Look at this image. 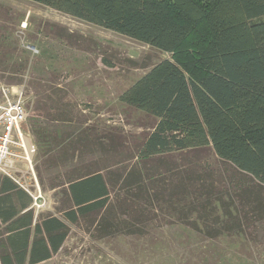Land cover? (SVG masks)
Segmentation results:
<instances>
[{
  "label": "trees",
  "instance_id": "1",
  "mask_svg": "<svg viewBox=\"0 0 264 264\" xmlns=\"http://www.w3.org/2000/svg\"><path fill=\"white\" fill-rule=\"evenodd\" d=\"M32 1L170 56L121 98L150 118L132 154L116 127H81L75 136V129L58 134L29 118L43 167L63 168L77 153L100 154V166L82 164L54 180L66 222L82 220L109 236L176 218L192 230L200 226L207 238L264 223V0ZM14 60L0 50L1 77L26 71V62ZM46 102L41 97L39 109ZM128 157L136 163L126 172ZM30 204L0 178V264L42 263L67 238L64 221L51 214L35 219Z\"/></svg>",
  "mask_w": 264,
  "mask_h": 264
},
{
  "label": "rangeland",
  "instance_id": "2",
  "mask_svg": "<svg viewBox=\"0 0 264 264\" xmlns=\"http://www.w3.org/2000/svg\"><path fill=\"white\" fill-rule=\"evenodd\" d=\"M0 38L2 52H12L14 61L27 63L20 75L0 74V100L6 90L12 99L21 95L27 121L36 119L42 127L57 128L58 134L75 129L76 136L87 126L116 127L125 134L131 154L135 152L133 146L150 118L127 107L121 98L152 66L169 59L167 53L32 0H0ZM13 79L16 85L9 84ZM41 97L47 111L39 109ZM30 138L34 140L32 132ZM40 154L36 148L31 160L40 188L36 203L42 206L33 207L34 217L56 216L68 226V235L59 251L39 264H264V223L244 225L242 234L223 238H207L200 226L195 231L176 218L109 236L99 235L95 226L82 220L69 224L59 212L64 205L54 180L64 179L82 164L100 166V154L93 151L80 158L77 153L65 167L54 169L43 167ZM134 163L136 159L128 157L122 166L127 172ZM23 164L19 168L25 182L30 172Z\"/></svg>",
  "mask_w": 264,
  "mask_h": 264
},
{
  "label": "built area",
  "instance_id": "3",
  "mask_svg": "<svg viewBox=\"0 0 264 264\" xmlns=\"http://www.w3.org/2000/svg\"><path fill=\"white\" fill-rule=\"evenodd\" d=\"M6 91L0 100V176L8 178L25 192L32 200V207L41 208L36 203L40 188L31 161L36 145L30 138L26 108L21 95L16 94L17 99H12ZM19 164L25 165L26 172H30L25 182L21 181Z\"/></svg>",
  "mask_w": 264,
  "mask_h": 264
},
{
  "label": "crops",
  "instance_id": "4",
  "mask_svg": "<svg viewBox=\"0 0 264 264\" xmlns=\"http://www.w3.org/2000/svg\"><path fill=\"white\" fill-rule=\"evenodd\" d=\"M29 209L33 211V207L31 206V204H30V206H29Z\"/></svg>",
  "mask_w": 264,
  "mask_h": 264
}]
</instances>
